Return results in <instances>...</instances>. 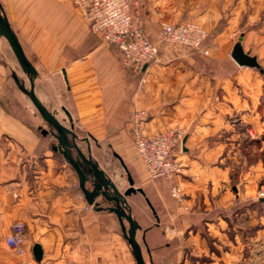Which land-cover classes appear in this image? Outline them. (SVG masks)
Segmentation results:
<instances>
[{"label": "crops", "instance_id": "1", "mask_svg": "<svg viewBox=\"0 0 264 264\" xmlns=\"http://www.w3.org/2000/svg\"><path fill=\"white\" fill-rule=\"evenodd\" d=\"M257 1L264 9V0ZM0 4L37 71L36 97L73 131L69 141L90 155L121 193L130 187L122 161L134 187L143 189L126 198L140 224L136 237L148 264H264V197L258 196L264 161L255 158V138L241 132L244 125L257 128L258 121L264 131L258 116L264 79L230 56L234 15L221 31L211 26L203 44L207 53L161 52L139 72L123 64L117 46L93 32L71 0ZM133 12L156 41L157 10L150 6L145 12L143 1L134 0ZM247 38L245 50L257 54L264 68V45L257 48ZM30 87V76L0 34V264H17L6 244L15 221L27 224L24 258L33 264H128L132 249L117 215L87 208L85 196L79 197L78 174L60 150L57 131L25 92ZM139 110L148 113V133L184 130L185 147L178 151L181 199L172 195L171 180L148 178L133 140ZM233 147L240 160L231 155ZM70 151L92 188L99 182L94 169L76 148ZM106 154L120 162L113 170L106 167ZM96 199L104 207L113 204ZM35 243L43 250L39 262L32 252Z\"/></svg>", "mask_w": 264, "mask_h": 264}, {"label": "built area", "instance_id": "2", "mask_svg": "<svg viewBox=\"0 0 264 264\" xmlns=\"http://www.w3.org/2000/svg\"><path fill=\"white\" fill-rule=\"evenodd\" d=\"M90 22L91 29L120 51L125 66L139 72L159 60L158 47L143 28L133 19V0H71ZM208 36V31L199 23L188 21L173 23L161 21L158 38L161 41L181 44L199 49ZM141 80H144L142 76ZM148 113L139 110L133 121V140L149 179L165 178L173 182L171 192L181 199L183 190L177 183L183 164L178 151L183 149L184 130L170 127L148 133L145 128ZM84 198L83 194L79 195ZM87 208L92 205L86 206ZM27 224L15 221L6 237V244L16 253L27 250L25 240ZM75 264V263H65Z\"/></svg>", "mask_w": 264, "mask_h": 264}, {"label": "water", "instance_id": "3", "mask_svg": "<svg viewBox=\"0 0 264 264\" xmlns=\"http://www.w3.org/2000/svg\"><path fill=\"white\" fill-rule=\"evenodd\" d=\"M0 34L5 36L10 43L21 67L23 70L28 73L30 76L31 87L29 90H25V92L30 96L32 102L42 115V117L50 123L53 128L57 131V139L59 142V147L61 152L63 153L66 160L72 165L79 177V183L81 190L90 205L94 209L102 210L108 209L109 211L115 213L120 221L121 229L123 232V236L130 245L132 249V254L136 260V264H148L144 258L143 250L140 242L136 237L137 230L140 228V224L133 217L131 209L128 206L127 196L131 193H135L140 191L144 193L142 188L134 187V180L129 173L127 167L123 163V167L128 175V181L130 187L121 193L115 182L112 181L105 173V171L99 166L97 162H95L90 155H85L79 146L74 142L71 143L68 139V134L71 133L73 135V131L59 122L56 116L45 107L39 99L36 97L34 93V79L37 75V71L32 65V63L28 60L27 56L24 53V50L16 36L14 30L12 29L8 18L3 12L2 6L0 4ZM243 36L244 33H241L238 40L235 41L231 51L230 56L232 59L240 66H247L254 69H257L260 73L264 75V68L261 65L257 54L251 53L250 50H245L243 45ZM69 116V112L66 111ZM47 131L45 130L44 133ZM74 136V135H73ZM186 135L183 137L182 145L185 147ZM71 148H76L83 160L89 164L95 171V176L99 180V182H95L92 188L87 187L88 176L85 171L81 167V165L72 157ZM113 192V193H111ZM102 196L105 199L113 202L112 205L108 207H104L100 201L96 198ZM128 223V225L126 224ZM32 252L36 261H41L43 256V250L39 243H35L32 247Z\"/></svg>", "mask_w": 264, "mask_h": 264}, {"label": "rangeland", "instance_id": "4", "mask_svg": "<svg viewBox=\"0 0 264 264\" xmlns=\"http://www.w3.org/2000/svg\"><path fill=\"white\" fill-rule=\"evenodd\" d=\"M134 1V0H133ZM143 7L145 12H148L149 7H153L154 10H157V13L160 14L159 20L156 21V30L158 35V29L161 21H170V22H188L193 21L202 25L207 31L208 36L205 41H207L208 37L211 35V26L212 31H221L227 27L230 23V19L232 20L233 15L235 16V26L231 28L230 37L232 41L235 42L238 40L241 33H245V41L251 38L252 43L255 44L257 48L262 47L264 45V9L257 8V3H254L255 0H142ZM256 2H258L256 0ZM133 12V10H132ZM136 13L133 12V19L136 23H138L142 28V20L136 17ZM139 16V15H138ZM87 19V18H86ZM90 23V22H89ZM91 27V26H90ZM145 33L146 30L143 28ZM95 32L94 30H92ZM97 33V32H96ZM148 35V34H147ZM150 38V37H149ZM151 39V38H150ZM152 40V39H151ZM153 41V40H152ZM204 41V42H205ZM262 41V42H261ZM156 43L158 47V53L161 52H183L188 50H198L203 53H207L208 51L203 48V45L199 49H192L181 44L161 41L158 36L157 40L153 41ZM259 77L264 79V75L260 72H257ZM264 103V102H263ZM260 115V119H264V104H262L258 108V116ZM237 121V120H236ZM259 121L257 123V128L248 127V125H244L241 127V132L247 133L251 138H255L256 140V150L257 156L256 159H263L264 161V151L260 152V147L264 140V131L260 130ZM170 128V127H169ZM179 128V127H178ZM240 128L238 129V131ZM253 133L255 134L253 136ZM235 145V144H234ZM241 148V147H240ZM239 148V149H240ZM231 155L233 158L240 160L241 152L237 150V147H233ZM242 151V149H240ZM260 152V153H259ZM259 154L261 156H259ZM106 159H108V163L106 167L109 170H113L115 165H119V160L114 157L106 154ZM104 160V159H103ZM253 160V159H252ZM105 162V161H104ZM104 165H106L104 163ZM258 196L264 197V189L258 190ZM115 228L119 227L115 223ZM128 225V224H127ZM27 236V235H26ZM121 238V237H120ZM25 244L27 245V241L25 240ZM114 247H117L114 245ZM119 247V245H118ZM123 247L126 246V242H123ZM11 249V248H10ZM127 249V248H126ZM130 249V248H129ZM14 251L13 249H11ZM27 251V250H26ZM15 252V251H14ZM16 253V252H15ZM25 253L18 254L17 264H33L30 260L25 259ZM129 262L128 264H136L135 259L131 255L130 250L127 252Z\"/></svg>", "mask_w": 264, "mask_h": 264}, {"label": "trees", "instance_id": "5", "mask_svg": "<svg viewBox=\"0 0 264 264\" xmlns=\"http://www.w3.org/2000/svg\"><path fill=\"white\" fill-rule=\"evenodd\" d=\"M204 44V43H203Z\"/></svg>", "mask_w": 264, "mask_h": 264}]
</instances>
